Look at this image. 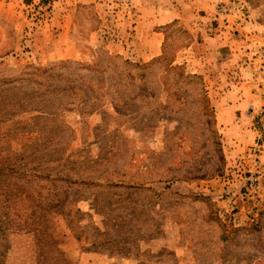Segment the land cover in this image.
Listing matches in <instances>:
<instances>
[{
	"label": "rangeland",
	"instance_id": "374dc122",
	"mask_svg": "<svg viewBox=\"0 0 264 264\" xmlns=\"http://www.w3.org/2000/svg\"><path fill=\"white\" fill-rule=\"evenodd\" d=\"M204 1L0 0V264H264V0Z\"/></svg>",
	"mask_w": 264,
	"mask_h": 264
},
{
	"label": "crops",
	"instance_id": "0c3cea01",
	"mask_svg": "<svg viewBox=\"0 0 264 264\" xmlns=\"http://www.w3.org/2000/svg\"><path fill=\"white\" fill-rule=\"evenodd\" d=\"M206 1V4H205V6L207 7V9H209V10H214V7H215V4H214V0H205ZM205 1H204V3H205ZM203 3V4H204ZM185 16H187V15H183V14H180V11H178V13L176 14V16L175 17H177V18H180V19H183V18H185ZM202 57V56H201ZM198 57V56H196L195 57V62L197 63V64H200V65H203L204 63H202L201 62V59H203V58H205V57ZM199 59V60H198ZM189 61H191V59L189 60ZM208 61V63L209 64H211V62L209 61V59L207 60ZM216 66V65H215ZM196 72H197V70H195ZM200 73H202V72H200ZM204 78L206 79V78H209V79H214V76H213V72L211 73V71L210 70H208L206 73H204ZM245 102H246V100L245 99H243V97L242 96H239L238 98H237V102H234L233 104H234V107H236V108H234V109H237L238 107H244L245 108ZM244 108H242V109H244ZM236 112V111H235ZM215 118H217V120L219 121V124H220V122H222V113H221V111L220 110H218V108H217V110L215 111Z\"/></svg>",
	"mask_w": 264,
	"mask_h": 264
},
{
	"label": "trees",
	"instance_id": "16d2710c",
	"mask_svg": "<svg viewBox=\"0 0 264 264\" xmlns=\"http://www.w3.org/2000/svg\"><path fill=\"white\" fill-rule=\"evenodd\" d=\"M172 61H175V59H173ZM172 61L170 62V68H176L177 66H174V65L172 64ZM187 77H194V76H191V75H188V74H187ZM202 91L206 92V90H205L203 84H202ZM205 98H206V102H207V104H208V98H207V96H206ZM208 107H209V105H208ZM210 111H211V113H213V108H212V107H211ZM209 122H211V121L208 120V123H209ZM217 145H218V148H217V149H218L219 151H221L220 144L217 143Z\"/></svg>",
	"mask_w": 264,
	"mask_h": 264
}]
</instances>
